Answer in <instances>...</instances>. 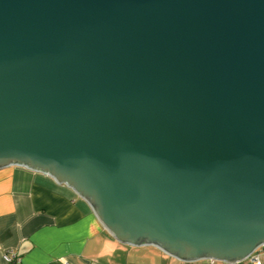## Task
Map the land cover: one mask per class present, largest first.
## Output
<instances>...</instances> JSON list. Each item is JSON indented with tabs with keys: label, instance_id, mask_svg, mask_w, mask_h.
<instances>
[{
	"label": "water",
	"instance_id": "1",
	"mask_svg": "<svg viewBox=\"0 0 264 264\" xmlns=\"http://www.w3.org/2000/svg\"><path fill=\"white\" fill-rule=\"evenodd\" d=\"M50 176L119 242L264 251V0H0V169Z\"/></svg>",
	"mask_w": 264,
	"mask_h": 264
},
{
	"label": "crops",
	"instance_id": "2",
	"mask_svg": "<svg viewBox=\"0 0 264 264\" xmlns=\"http://www.w3.org/2000/svg\"><path fill=\"white\" fill-rule=\"evenodd\" d=\"M13 250L18 264H230L182 261L153 246L123 244L73 190L18 166L0 169V264Z\"/></svg>",
	"mask_w": 264,
	"mask_h": 264
},
{
	"label": "built area",
	"instance_id": "3",
	"mask_svg": "<svg viewBox=\"0 0 264 264\" xmlns=\"http://www.w3.org/2000/svg\"><path fill=\"white\" fill-rule=\"evenodd\" d=\"M262 252H263L262 249H258L257 251H255L248 258L249 264H264V260L262 258ZM17 257L18 256L14 250L5 253L3 256L4 264H18L19 260Z\"/></svg>",
	"mask_w": 264,
	"mask_h": 264
}]
</instances>
